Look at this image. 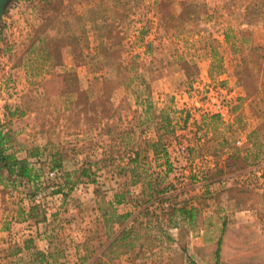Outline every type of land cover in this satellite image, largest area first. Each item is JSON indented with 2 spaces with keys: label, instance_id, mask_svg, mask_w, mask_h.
Here are the masks:
<instances>
[{
  "label": "rangeland",
  "instance_id": "1",
  "mask_svg": "<svg viewBox=\"0 0 264 264\" xmlns=\"http://www.w3.org/2000/svg\"><path fill=\"white\" fill-rule=\"evenodd\" d=\"M97 1L9 0L0 18V121L12 150L25 157L37 147L42 162L51 151L62 157L56 176L44 164L33 182L4 173L0 264H40L24 229L51 238L54 255L41 264H213L217 248L223 264H264V115L250 106L264 90V0H139L123 17L108 11L102 34L86 12ZM249 43L257 46L243 48ZM217 105L228 107L225 116ZM157 139L172 167L171 201L195 215L176 211V227L162 222L166 234L154 216H140L134 248H107L119 226L102 218L112 195L125 197L117 212L135 211L131 169H164L146 145ZM129 147L141 151L138 166ZM26 246L32 256L18 254Z\"/></svg>",
  "mask_w": 264,
  "mask_h": 264
},
{
  "label": "trees",
  "instance_id": "2",
  "mask_svg": "<svg viewBox=\"0 0 264 264\" xmlns=\"http://www.w3.org/2000/svg\"><path fill=\"white\" fill-rule=\"evenodd\" d=\"M139 0H98L96 3L90 5L87 9V15L93 28L98 32V34L102 31V28L106 26L107 18L111 16L108 14V11L111 12H121V17L125 16V14L131 10H134ZM194 6L193 9H195ZM194 15L198 16V13H194ZM79 19L80 16L75 15ZM67 22V21H66ZM233 30L231 27H227L224 31L225 40L228 43H232L231 41V33ZM242 38L245 40L244 35L247 33L244 29H240ZM40 38H38V41ZM40 42V41H39ZM257 44L249 43L243 48H255ZM148 47V46H147ZM29 49H35V40H32L29 44ZM59 46L56 43L55 54L58 55ZM148 49V48H147ZM57 52V53H56ZM36 56L39 58L47 60L50 56L48 51L44 52V49L38 48L36 50ZM245 60V57H242V61ZM119 63V62H118ZM117 63V64H118ZM121 63V62H120ZM113 64V63H112ZM116 64V65H117ZM115 65V64H114ZM146 87V86H145ZM148 87V86H147ZM263 97L264 102V90L253 92V97L250 106L254 108L257 114L264 115V108L260 106L261 101L257 100L259 96ZM143 101V111L148 113L151 110L152 103L150 99ZM142 103V102H141ZM166 118V117H165ZM262 123L258 124V126L249 134V137L258 136L262 133ZM257 138V137H256ZM252 142V141H251ZM256 145L255 142H252ZM15 142L11 135L10 129H5V124L0 121V182L4 183V173H6V179L12 183L21 182L22 180L33 182L40 177L38 173L41 171V164L46 165L49 171H59L62 168V157L58 150L49 152L46 155L44 161H40L39 158L40 152L36 147L31 151H27L25 157H18L16 153L12 150ZM146 145L151 147L152 157L158 162L157 165H163L164 169L158 171L156 173H152L151 176H146L143 174H135V168L131 169L132 173V183L133 185L139 188L140 197L135 200V211H126L123 213L117 212L115 209V204H120L124 201V194L114 193L112 195V200H109V211H104L102 214V218L104 223H115L119 222L118 230L115 231L112 240L107 244L108 247H112L113 245L121 246L124 248L123 252H127L130 249L134 248L138 244L139 237L137 235L132 236L133 227L132 224L135 220H137L140 216L149 217L154 216L156 222L157 230L161 231V233L166 234V229L169 226L176 227L177 222L174 219V213L179 211V213L184 218H188L189 220L193 219L195 213L192 207L187 208L185 205L181 207H176V203L171 201L173 197V185L171 183H165V179L169 176V172L172 167L169 160V155L167 154V149L162 146L160 143V139L156 141H147ZM260 146V145H259ZM126 148V147H125ZM131 152L129 154V163L135 164V166L141 163V151L139 149H133L129 147ZM264 152V150H263ZM161 156L163 159H161ZM35 161H32L30 158H37ZM163 160V161H159ZM83 174H87V171L84 170ZM155 174V175H154ZM154 175V176H153ZM5 186V185H4ZM166 203V206L164 205ZM30 210H33L31 207ZM165 216V218H163ZM129 220L126 222V220ZM164 224L162 225V222ZM146 226L150 225V219H147ZM168 236V235H166ZM170 236V235H169ZM79 245H85V243H81ZM142 247V244H140ZM219 248L216 249V259L213 264H223L219 260ZM104 253V252H103ZM37 258L40 259V264L46 262L48 257L44 255V253L40 255H36ZM81 263L86 260V256L80 257ZM98 259V257L96 258ZM189 264H197L193 260L188 261ZM97 264V263H93Z\"/></svg>",
  "mask_w": 264,
  "mask_h": 264
},
{
  "label": "crops",
  "instance_id": "3",
  "mask_svg": "<svg viewBox=\"0 0 264 264\" xmlns=\"http://www.w3.org/2000/svg\"><path fill=\"white\" fill-rule=\"evenodd\" d=\"M255 126H253L250 130L254 129ZM130 211H132V209H130ZM22 232L25 233L22 236V238H24V239L26 237L30 238L28 240L25 239L26 242L27 241H33L34 244L37 245V247H35V249H33L35 251L34 256L44 253V255L49 258V257L54 255V253L52 252L51 245H50L51 238L49 237V235L46 232H45V234H41L39 229H36V232H34L32 230H25L24 229ZM28 233H30V234H28ZM31 250L32 249H29L28 246H26L25 248L23 247L22 250H20V252L18 254L22 255V256L24 255V257L32 256L33 251H31Z\"/></svg>",
  "mask_w": 264,
  "mask_h": 264
},
{
  "label": "built area",
  "instance_id": "4",
  "mask_svg": "<svg viewBox=\"0 0 264 264\" xmlns=\"http://www.w3.org/2000/svg\"><path fill=\"white\" fill-rule=\"evenodd\" d=\"M229 111L228 107L225 106V105H217V109H216V112L215 114H218V115H223L225 116V114ZM238 143H240V141H238ZM49 175L51 176H56V171L53 170V171H50L49 172Z\"/></svg>",
  "mask_w": 264,
  "mask_h": 264
},
{
  "label": "water",
  "instance_id": "5",
  "mask_svg": "<svg viewBox=\"0 0 264 264\" xmlns=\"http://www.w3.org/2000/svg\"><path fill=\"white\" fill-rule=\"evenodd\" d=\"M9 0H0V18L2 17L4 10H5V6L7 4Z\"/></svg>",
  "mask_w": 264,
  "mask_h": 264
}]
</instances>
